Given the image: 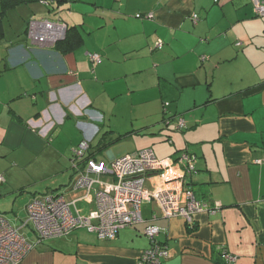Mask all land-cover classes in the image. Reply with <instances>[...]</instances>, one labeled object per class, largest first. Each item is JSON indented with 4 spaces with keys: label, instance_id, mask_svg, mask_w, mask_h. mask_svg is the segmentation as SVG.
Here are the masks:
<instances>
[{
    "label": "crops",
    "instance_id": "0c3cea01",
    "mask_svg": "<svg viewBox=\"0 0 264 264\" xmlns=\"http://www.w3.org/2000/svg\"><path fill=\"white\" fill-rule=\"evenodd\" d=\"M2 1L9 0H0V173L7 190L17 189L15 172L30 167L38 180L55 176L46 183L65 188V199L89 215L94 194L86 201L82 190L70 188L71 148L87 140L89 153L104 160L92 149L97 140L94 146L106 143L111 160L132 153H117L119 141L140 133L154 139L146 123L159 122V107L152 119L134 126L130 107L120 102L139 93L141 107L169 99L161 120L168 111L186 118L181 137L158 136L172 138L167 157L195 155L185 187L199 200L220 204L188 224L164 217L152 201L143 203L145 221L114 238L74 229L34 243L19 264H136L150 243L144 234L149 222L161 228L157 240L168 250L162 264H264V162L254 163L264 159V15H255L252 1L13 0L5 8ZM40 18L64 23L66 38L55 45L32 43L26 28ZM89 53L100 61H91ZM42 120L40 128L28 125ZM49 191L35 190L27 200ZM0 214L15 227L23 217ZM223 250L235 259L224 261Z\"/></svg>",
    "mask_w": 264,
    "mask_h": 264
},
{
    "label": "built area",
    "instance_id": "2783aa9c",
    "mask_svg": "<svg viewBox=\"0 0 264 264\" xmlns=\"http://www.w3.org/2000/svg\"><path fill=\"white\" fill-rule=\"evenodd\" d=\"M41 1L48 4L46 0ZM251 1L255 15H264V1ZM135 17L151 18L152 13H136ZM192 17L194 21L198 18L196 14ZM66 29L67 26L59 21L33 19L28 22L26 34L32 43L48 46L63 40ZM161 45V41L156 43L158 48ZM88 57L93 62L101 59L96 53H89ZM42 122L43 120L38 125L29 121L28 125L40 128ZM185 126L182 118L176 120V130ZM88 149V141L81 140L71 150L73 179L70 188L82 190L81 199L86 201H89L92 192L95 196V209L83 216L75 206L76 200L67 201L61 194L46 193L32 197L26 204L27 216L22 226L31 225L37 233V241L65 235L78 228L94 232L101 238H114L119 230L144 222L141 207L143 203L151 201L164 217H180L188 224L193 221L196 213L214 212L220 207L217 201L209 204L197 199L193 191L185 187L187 178L195 172V156L192 153L182 151L175 158L159 159L149 148L111 159L108 164L103 160L87 158ZM263 162L264 159L254 160L257 164ZM147 177L152 178L148 186L145 185ZM4 180V175L0 173V184ZM156 218L157 214L154 212L151 220ZM160 230L153 222L146 224L144 234L150 243L141 252L136 264H162V259L168 256L167 248L157 240ZM32 246L20 230L0 214V264H19ZM221 257L227 262L235 259L226 250L222 251Z\"/></svg>",
    "mask_w": 264,
    "mask_h": 264
},
{
    "label": "rangeland",
    "instance_id": "374dc122",
    "mask_svg": "<svg viewBox=\"0 0 264 264\" xmlns=\"http://www.w3.org/2000/svg\"><path fill=\"white\" fill-rule=\"evenodd\" d=\"M41 4H44L42 1L38 0ZM43 18L40 19H35V20H42ZM129 100H128V99ZM143 98L142 95H140L139 93H134V96L132 97H128L125 96L121 99L120 102H122V106L124 107H130L129 110V116L131 117V119H133V124L134 126H138L140 124H142L146 119L147 121H149L150 119H152L155 114L157 113L156 111V107H159V111H160V118H159V122H151L150 123H146V125H148V130L153 129L155 131V135H154V139H151L150 137L147 138L146 134H142L140 133V135L135 136L133 141L130 140H124V141H119L116 144V148H117V153H123L124 150H128L131 151L132 153L137 152V151H141V150H145V149H153V153L154 155L159 158H165L168 156V154L170 153V149L174 148V146L172 145V138H169V141H163L160 140L159 138V134H163L164 132H167L171 135L179 136L181 137L183 135L182 131L176 130L175 129V122L178 118H182L185 122H187L186 118L180 114H177L172 117V113L171 112H166V117H164V119L161 120V113L163 110H165L166 108H164V103L167 102L168 104H170L169 99H165V101H163L162 103H150L148 105H144L143 107H141V103L140 100ZM133 100V102L131 101ZM158 111V112H159ZM114 121L119 122V124H121L123 122V119L120 116H116L114 117ZM168 121V123L166 122ZM123 128H126L123 127ZM160 140V141H159ZM97 140H95V142L92 145V149L96 150L97 147H95L94 145L97 143ZM152 141H155V144H152ZM72 149V148H71ZM108 149H102V151L100 152L99 157L103 158L108 164L110 163V158L108 157V153H107ZM116 151V149H115ZM114 151V152H115ZM181 153V152H180ZM124 155V153H123ZM121 155V156H123ZM177 156H180L179 154ZM175 156V157H177ZM120 157V156H119ZM47 162V161H46ZM46 162L44 163L43 166H40L42 168H44V166L46 165ZM69 166V162L67 167ZM66 167V169H67ZM71 169V168H70ZM65 170V169H64ZM39 172V170H37ZM70 172V170H68ZM67 171V172H68ZM68 172V173H69ZM73 172V171H72ZM70 172V173H72ZM40 174H36V175H32L31 174V170L30 167H28L26 170H21L18 172H15V174L12 176L11 180L13 181L14 185H16L17 189H15L14 191L12 190H7V184L3 183L0 185V191H1V195H0V212L4 213L6 216L8 217H12L13 213H22V221L26 219V211H25V207L26 204L32 199V197L27 200L28 196L32 195V192H38V193H43L46 192L47 190H52L49 192L52 193H58L61 194L63 193V191L65 190V188H61V187H52V185L50 183H46L48 180H50L51 178L55 177L52 176L50 178H46L43 180H38L40 178ZM57 177V176H56ZM36 180V181H35ZM106 180V179H104ZM45 182V183H44ZM145 185H148V182L145 183ZM52 188V189H51ZM63 189L62 191L60 190ZM46 189V190H44ZM77 207L79 209H81V212L86 211L85 207H84V202L79 201L77 203ZM23 209V212H22ZM24 213V215H23ZM21 221V223H22ZM20 223V224H21ZM21 234L29 241L32 238H34V241H36L37 239V233L32 230V227L27 226V227H23L20 230Z\"/></svg>",
    "mask_w": 264,
    "mask_h": 264
},
{
    "label": "trees",
    "instance_id": "16d2710c",
    "mask_svg": "<svg viewBox=\"0 0 264 264\" xmlns=\"http://www.w3.org/2000/svg\"><path fill=\"white\" fill-rule=\"evenodd\" d=\"M13 2V0H9V1H2V6L5 8V7H9V6H11V3ZM197 15V14H196ZM193 16V15H192ZM197 17H198V15H197ZM198 19V18H197ZM192 20H193V17H192ZM197 21V20H196ZM196 21H194L193 20V22H196ZM67 31H68V28L66 29V35H67ZM66 35H65V38H66ZM64 38V39H65ZM60 41H58L57 43H59ZM56 43V44H57ZM162 43V42H161ZM238 44V43H237ZM240 44V43H239ZM160 48V47H159ZM165 103H167V102H165ZM167 105H168V103H167ZM166 105V106H167ZM165 106V105H164ZM166 106L164 107V108H166ZM166 122H168V121H166ZM185 124H186V122H185ZM185 128H186V126H185ZM184 129V128H183ZM183 129H181V130H183ZM181 130H179V131H181ZM84 140V139H83ZM167 140L169 141V139L167 138ZM89 143V142H88ZM99 147L96 149V150H99V151H102V149L106 146V143H102V144H99L98 145ZM75 147V146H74ZM73 148V147H72ZM89 148H90V144H89ZM72 150V149H71ZM71 155H72V152H71ZM86 156H87V158H95V159H97V157L96 156H93V154H90L89 153V149H88V151H87V154H86ZM195 156V155H194ZM70 158H71V156H70ZM196 158V157H195ZM98 160H102V159H98ZM104 162H106L105 160H103ZM107 163V162H106ZM71 167V166H70ZM72 169V168H71Z\"/></svg>",
    "mask_w": 264,
    "mask_h": 264
},
{
    "label": "flooded vegetation",
    "instance_id": "af4514ba",
    "mask_svg": "<svg viewBox=\"0 0 264 264\" xmlns=\"http://www.w3.org/2000/svg\"><path fill=\"white\" fill-rule=\"evenodd\" d=\"M4 178H5V177H4ZM4 182H5V180H4ZM4 182H3V183H4ZM3 183H2V184H3ZM0 185H1V184H0ZM61 195H62V194H61ZM62 196H63V195H62ZM63 197H64V196H63ZM64 198H65V197H64ZM3 216H4V215H3ZM4 217H5V216H4ZM6 218H7V217H6ZM7 219H8V218H7ZM8 220H9V219H8ZM9 221H10V220H9ZM23 221H24V220H23ZM23 221H22V223H23ZM10 223H11V222H10ZM22 223H21L18 227H16V228H18L19 230H21V229L24 227V226H22ZM11 224H12V223H11ZM27 226L30 227L31 225H25V227H27ZM14 227H15V226H14ZM31 227H32V226H31ZM32 230H34L33 227H32ZM24 238H25V237H24ZM25 239H26V238H25ZM42 240H43V239H42ZM42 240H40V241H42ZM26 241H28V240L26 239ZM40 241H37V239H36V241H34V242H29V241H28V242L34 244V243H38V242H40ZM25 255H26V254H25Z\"/></svg>",
    "mask_w": 264,
    "mask_h": 264
}]
</instances>
